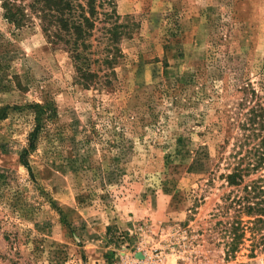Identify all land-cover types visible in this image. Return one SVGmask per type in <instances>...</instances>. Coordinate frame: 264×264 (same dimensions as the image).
Segmentation results:
<instances>
[{
	"label": "rangeland",
	"instance_id": "1",
	"mask_svg": "<svg viewBox=\"0 0 264 264\" xmlns=\"http://www.w3.org/2000/svg\"><path fill=\"white\" fill-rule=\"evenodd\" d=\"M102 1L94 59L112 5L136 29L86 89L31 0L20 28L0 0V264H264V168L227 178L260 141L264 0Z\"/></svg>",
	"mask_w": 264,
	"mask_h": 264
},
{
	"label": "trees",
	"instance_id": "2",
	"mask_svg": "<svg viewBox=\"0 0 264 264\" xmlns=\"http://www.w3.org/2000/svg\"><path fill=\"white\" fill-rule=\"evenodd\" d=\"M27 7L32 13L37 14L49 43L54 48L63 49L69 53L75 66L77 84L86 89L98 85L101 78L99 77L100 72L94 69L95 64H100L99 69L105 72L103 79L115 76V68L123 54L120 42L122 39L131 38L136 29V24L130 17L121 22L113 5L112 11L105 13L110 21V24L103 28L106 44L103 48V56L94 59L92 38L100 19L99 16H103L102 0H31ZM3 8L6 19L16 27H24L31 22V17L25 11L27 8L18 5L17 0H4ZM241 93L244 97L248 95L256 97L255 91L251 90L249 85L243 88ZM48 107L50 106L41 103L29 105L35 122L29 136V146L23 155V163L29 171L31 167L27 156L29 151H34L37 147L44 124V115L50 111ZM245 117L246 122L243 127L251 133L246 140L251 141L252 138H257L260 141L258 148H254V153L251 150L252 161L245 168H241L239 164L227 177L232 185H240L243 182L246 170L264 168V108L256 104L245 114ZM225 144L228 142L225 141Z\"/></svg>",
	"mask_w": 264,
	"mask_h": 264
},
{
	"label": "built area",
	"instance_id": "3",
	"mask_svg": "<svg viewBox=\"0 0 264 264\" xmlns=\"http://www.w3.org/2000/svg\"><path fill=\"white\" fill-rule=\"evenodd\" d=\"M155 264H161V262L159 261V262H157V263H155Z\"/></svg>",
	"mask_w": 264,
	"mask_h": 264
}]
</instances>
